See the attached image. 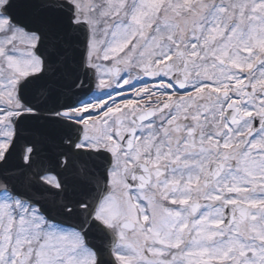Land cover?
<instances>
[{"label": "snow or ice", "instance_id": "1", "mask_svg": "<svg viewBox=\"0 0 264 264\" xmlns=\"http://www.w3.org/2000/svg\"><path fill=\"white\" fill-rule=\"evenodd\" d=\"M0 264H264V0H0Z\"/></svg>", "mask_w": 264, "mask_h": 264}]
</instances>
